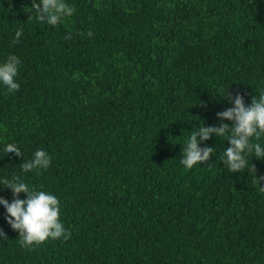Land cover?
<instances>
[{
    "label": "trees",
    "instance_id": "16d2710c",
    "mask_svg": "<svg viewBox=\"0 0 264 264\" xmlns=\"http://www.w3.org/2000/svg\"><path fill=\"white\" fill-rule=\"evenodd\" d=\"M33 2L0 0V62L23 65L17 93L0 86V182L57 196L71 235L22 246L0 207V264H264L255 171H228L226 137L180 163L190 131L232 107L220 95L264 91V0H67L56 26ZM38 148L50 166L23 171Z\"/></svg>",
    "mask_w": 264,
    "mask_h": 264
},
{
    "label": "clouds",
    "instance_id": "9594fccd",
    "mask_svg": "<svg viewBox=\"0 0 264 264\" xmlns=\"http://www.w3.org/2000/svg\"><path fill=\"white\" fill-rule=\"evenodd\" d=\"M26 11L35 13L39 24L56 26L62 23L63 18L70 17L75 12V8L67 0H38L25 7ZM22 31L15 33V40L19 42ZM91 36L93 33L88 32ZM67 38V37H66ZM23 65L16 56H9L0 62V86L4 87L9 94L17 93L20 85L17 83L19 71ZM219 97L227 99L232 107L217 112V117L221 123L216 125L200 124L195 130L190 131V136L183 143V156L180 163L191 169L198 163L206 162L213 154L212 146L201 144L212 136L226 137L230 142V147L224 149L222 161L230 172H240L248 169L255 171V181L259 182V191L264 193V185L261 181L264 177H258L256 166L252 163V158L264 160V143L260 142L264 136V91L253 97L250 104L245 103L244 96L237 92L235 95L228 93ZM225 120L233 123L229 125ZM255 137L256 142H253ZM7 156L13 155L21 157L23 154L17 146H8L5 149ZM251 155V163H249ZM49 153L38 148L31 159L24 160L21 169L25 172L31 170L47 169L51 163ZM5 189L10 190L14 198L11 202L0 199V207L6 210L5 219L15 230L19 231L22 246L29 247L36 243H42L47 239H57L63 237L70 238V231L65 228L60 220V203L57 196L44 190H36L29 184L22 181L20 177H14L12 181L0 182ZM20 193H26V198H20ZM0 238H7L6 233L0 229Z\"/></svg>",
    "mask_w": 264,
    "mask_h": 264
}]
</instances>
